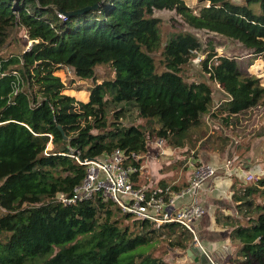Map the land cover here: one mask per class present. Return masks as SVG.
Returning <instances> with one entry per match:
<instances>
[{"label": "trees", "instance_id": "1", "mask_svg": "<svg viewBox=\"0 0 264 264\" xmlns=\"http://www.w3.org/2000/svg\"><path fill=\"white\" fill-rule=\"evenodd\" d=\"M155 9L173 10L196 31L236 40L249 50L246 66L264 54V0H197L195 11L183 0H0V49L16 28L32 41L27 49L0 54V264H164L136 251L152 245L159 231L166 248H188L176 223L155 228L98 196L69 205L56 199L58 193L70 195L83 177L73 151L97 158L118 148L123 164L136 169L131 178L140 183L147 141L194 144L189 131L200 125L215 92L222 96L220 111L210 116L223 112L225 125L231 116L264 107L259 79L233 55H217L210 42L206 50L192 32L177 31L159 48ZM157 50L160 72L151 56ZM190 59L208 82L183 76ZM97 64L112 72L99 83ZM61 68L91 81L86 101L62 93L65 83L54 74ZM120 102L133 105L142 123L122 127L118 117L124 106L106 114L107 105ZM231 164L225 159L216 173L229 171ZM253 175L254 182L229 194L236 211L241 205L248 214L228 232L237 241L227 255L232 263L264 264V173ZM129 217L138 230L121 224Z\"/></svg>", "mask_w": 264, "mask_h": 264}, {"label": "rangeland", "instance_id": "2", "mask_svg": "<svg viewBox=\"0 0 264 264\" xmlns=\"http://www.w3.org/2000/svg\"><path fill=\"white\" fill-rule=\"evenodd\" d=\"M183 1L185 5L191 8L193 11L196 10L197 0H183ZM235 1H239V0H235ZM255 8L256 9L258 8L256 3H255ZM153 13L160 20L158 25L159 36H160L159 48L164 42H166L171 36H173V34H176L177 31H189L192 32L197 38H199L203 46H205L206 50L208 49L207 42H210L214 50L216 51L217 55H233L238 59L239 62H241L243 66L245 65V62L248 59V55H250L249 50L244 46H242L236 40L226 39L218 34L206 32L204 30L196 31L188 27L183 23L180 16L176 14L173 10L155 9ZM28 46H29L28 40L23 38L21 30L16 28L12 33L11 37L8 39V41L1 47L0 54L5 56L9 53H16ZM200 55L201 53H197V57H199ZM151 56L153 57L155 64L157 65L156 68L157 72L162 71L163 67L158 63L160 58L159 51L157 50L156 52H153ZM245 69L248 73L255 75L259 79V83L264 86V54L256 56V58L251 60V63L247 65ZM54 74L59 76L60 79L65 83L66 88L62 91V93L73 96L75 99H78L82 102L87 100L88 98L87 88L91 86L90 80H79L75 76H73L70 70H66L64 68L57 70L56 72H54ZM95 74L97 76L96 83H99L101 79L110 77L112 75V72L106 64H97L95 66ZM183 76L187 80L199 79L200 81L208 82L206 74H204L200 70V65L198 64V62L192 59H190L189 63H187V65L185 66ZM221 99L222 96L218 95L215 92L212 96V101L208 105L209 106L208 111L213 106H217V107H215L212 110V112L216 113L220 111ZM112 105L109 104L106 106V114L108 115L111 114L112 107L124 106L126 109L123 110L118 117V121L120 122V125L122 127L128 126L130 124H139L141 122L142 119L137 117L136 110L133 107V105L130 104L128 105L127 103L124 102L117 103L113 106ZM221 114H223V112H221ZM221 118L222 115L219 114V116L216 117L217 120L211 119V122L215 121L217 125L216 129H213L214 134H210L206 138V140H201V142L198 144L195 143L196 149H194L195 144L187 142L188 148L186 151H184L183 149H179V150L176 149L171 156H167L169 155L166 152V150L169 149L168 145L161 142V146H158L154 143L158 149L156 150V148L152 143V141L155 138L149 139L147 143L149 146L151 145L152 149L150 151V156L153 157V159H155L154 161L157 162V159L159 160L160 157L159 154L161 153L166 154L167 156L166 161L168 162L162 161L163 163H159L161 160L158 162L160 168H158V170L156 171V175L159 177L164 176L168 178L167 176H170V178L173 179L186 178L188 176V171L190 167L186 165L185 159L191 162H196L195 159L197 158V152L200 149H203V145H205V147L211 145L210 151L206 152L205 156L209 157L210 159H215V161H212L215 167L217 166L216 163H220V165L222 166V163L224 162L225 159L231 158L232 164L230 170L226 172L220 170L219 173H216L214 174V176L205 179L201 184V189L197 191V197H199V202L203 207V211H204L200 218L202 221H203V217L205 219L213 216L214 217L213 223L215 220H217V224L223 226L224 225L232 226L235 225L236 222L239 223V221H242V223H244L246 221L248 214H245L243 212L242 210L244 209L243 206L239 205V209H237L238 210L237 212L235 208L236 204L231 202L232 205H230L229 208H232L233 214L228 213V215H224V212H221L220 210L221 208L218 204H212L209 202V200L207 199V194H205L204 196L203 195L200 196V195L202 194L203 189H206L208 191V194H211L209 187L211 186L213 179L218 178L217 176L219 175L222 177V179L225 180L224 195H228L229 191L234 190V188L235 187L237 188L238 185L252 183V182L247 183L245 181V175L247 173H251L252 175L254 173H259L261 171L264 173V107L261 106L254 107L240 115L238 114L234 117L231 116L230 121L227 122L226 125L223 122H221ZM154 126L155 127L157 126L156 122L154 123ZM199 130L200 129L197 128L191 130L192 132L191 134H193V137H199V136L202 137L203 134L204 135L206 134L204 130L202 129L201 131ZM201 133H203L202 136ZM46 145L47 148H49L50 146L49 143ZM189 149H193V150L190 151ZM163 150L165 151L163 152ZM153 152L155 153L157 152V154L159 153L157 155L158 157L157 159L155 158V156L152 155ZM142 155H140V157ZM162 157H160V159H162ZM169 158H174L175 161L174 160L171 161ZM153 167L157 168L158 165H153L152 168ZM139 170H141V166ZM144 175H146V173H144ZM142 177L144 178V176ZM171 184L164 182L163 185H169L173 187L174 185ZM249 215H252V213H249ZM115 217L121 219L120 213L119 214L116 213ZM132 219H133L132 217H129L125 220L123 219L121 224L127 225L129 227V230L131 229L133 231L138 230V228L133 226L134 224H132L131 221ZM202 225H205V223L203 224L202 222ZM183 232H184L183 233L184 242L188 247L192 246V239L190 238L191 236L185 231ZM228 232H229L228 230L222 233L219 231H215V229L213 228V224L205 231L204 230L201 231L199 225H197V236L198 239L201 240L203 250L206 252H208L212 248L209 245H207L206 247L204 246L203 236L204 235L206 236V234H209L208 238L210 240L214 239L217 242L219 240L224 241L222 243L228 245V247H230L233 252V250L237 247V241L229 238ZM156 235L158 236V238L156 239V241L152 242V245L149 243L148 245L140 246L136 248V251H146V254L149 253L150 256H155L159 259H162L164 261V264H193L190 258L186 256L184 251L185 249L174 246L170 247L171 249L166 248L167 242L164 234H162L159 231L158 234ZM220 235L225 236L226 238L228 237L229 241L224 237L220 238ZM169 239H171V241L173 242V237H169ZM228 247L225 246V250H228ZM56 248L57 247L53 248L54 251L56 250ZM239 263L240 261L238 263L236 262L232 263L231 261H228V257L224 258L222 262V264H239Z\"/></svg>", "mask_w": 264, "mask_h": 264}, {"label": "built area", "instance_id": "3", "mask_svg": "<svg viewBox=\"0 0 264 264\" xmlns=\"http://www.w3.org/2000/svg\"><path fill=\"white\" fill-rule=\"evenodd\" d=\"M57 16L61 17L58 13ZM22 36L28 40L30 46L32 41L25 33ZM201 58L202 55L197 59ZM161 142L160 139H156L155 144L161 146ZM70 156L84 167L83 177L80 183L73 187L70 195L58 193L56 195L58 201L69 205L94 196L108 199L119 208L121 213L147 220L155 228L166 223H176L191 236L192 245L205 252L197 236V225L204 212L197 191L201 189L205 179L216 173L213 164L201 161L190 162L191 170L186 184L174 189L169 185L135 183L131 173L136 169L131 165L123 164L124 156L118 148L97 158H81L77 151H73ZM131 156L137 158L135 154ZM229 163L230 160L224 163L225 170H228ZM254 179L251 173L245 175L246 182ZM186 196L185 201L177 203Z\"/></svg>", "mask_w": 264, "mask_h": 264}, {"label": "crops", "instance_id": "4", "mask_svg": "<svg viewBox=\"0 0 264 264\" xmlns=\"http://www.w3.org/2000/svg\"><path fill=\"white\" fill-rule=\"evenodd\" d=\"M217 107V106H213L211 107V109L204 115H202V117L200 118L201 120V123L198 127H196L197 129H200L199 131L204 130L206 132V134L204 135L203 133H201V136L203 134L202 137H195V143H200L201 140H206V138L210 135V134H214L213 132V129H216V123L215 121L211 122V119L212 120H217L216 117L219 116V114H216V116H213L211 117L210 114L212 113V110ZM220 115H223V114H220ZM203 120H204V123H203ZM206 121V123H205ZM212 125H210V124ZM207 125V126H206ZM231 126V125H229ZM196 128H193V129H196ZM192 130V129H191ZM191 130L189 131L190 132V135L193 137V134H191ZM196 132V131H194ZM211 140V139H210ZM155 141L156 139H154L152 141L154 147L157 149V147L155 146ZM194 143V144H195ZM187 143H184L182 147H169V149L166 150V152L169 154L167 156H171L174 151L176 149H183L184 151L187 150L188 146ZM151 145L149 146L148 143H147V146H146V152L144 155H142L140 158L141 159V170H140V173H139V181L141 182H144V183H147L148 185H154L156 184L157 182L159 181H164V182H167L168 184H171V185H174L176 187V189L183 187L184 184L186 183L187 179L189 178V174H190V170H191V167H190V162L189 160H186L185 159V163L189 168V171H188V176L184 179H173V178H170V176H167L168 178L162 176V177H159L156 175V171L158 170V168H160L159 166V163H163V162H168L166 161L167 160V156L166 154H159L160 157H162V159H160L159 157V160L157 159V152H153L152 155L155 156V158L157 159V162L154 161L155 159H153V157L150 156V151H151ZM194 149H196V144L194 146ZM211 149V145H208V147H205V145H203V149H200L198 152H197V158L195 160H200V161H205V162H210L213 164L212 161H215V159H210L209 157L205 156V153L206 152H209ZM190 151L193 150V149H189ZM203 150V151H202ZM165 150H163L164 152ZM171 153V154H170ZM186 156V155H185ZM187 158V157H186ZM171 161L174 160V158H169ZM161 160V161H160ZM160 161V162H159ZM163 161V162H162ZM175 161V160H174ZM159 162V163H158ZM217 165H220V163H216ZM153 165H158L157 168H152ZM144 168V169H143ZM155 171V172H154ZM144 173H146V175H144ZM165 174V173H164ZM166 175V174H165ZM168 175V174H167ZM144 176V178L142 177ZM218 178H214L213 179V182L211 184V186L209 187L210 191H211V194H208V191L206 189H203V192L200 196H204L205 194H207V199L209 200L210 203L212 204H218L220 206V210L221 212H224V215H228L229 214H233V211H232V208H229L230 205H232L231 203V200L229 198V194L233 192V190L229 191V194L228 195H224L225 194V180L222 179V177L219 175L217 176ZM222 179V180H221ZM183 185V186H182ZM240 186V185H238ZM220 188V189H219ZM223 195V196H222ZM186 197H184L182 200H180L179 202L177 203H181L183 200L185 201ZM224 199V200H222ZM222 201V202H220ZM213 220H214V217L211 216L210 218H205L203 217V221L200 219V221L198 222V225L201 229V231L203 230H206L208 229L210 226H212L213 224V228L215 229V231H219V232H224L226 230H230L231 229V225L230 226H223V225H220V224H217V220L214 221L213 223ZM202 222L203 224L205 223V225H202ZM222 235V234H221ZM220 235V238L224 237L226 238L225 236H221ZM209 234H206V236L204 235L203 236V243H204V246L206 247L207 245H209L210 247H212L208 252H206L208 254V257L210 260H213V261H216L218 264H222L224 258H227V255L229 253L232 252L231 248L228 247V245H225L224 241L222 240H219L218 242L215 241L214 239L213 240H210L208 238ZM228 241H229V238L227 237L226 238ZM213 241V242H212ZM225 246L228 247V250H225Z\"/></svg>", "mask_w": 264, "mask_h": 264}, {"label": "water", "instance_id": "5", "mask_svg": "<svg viewBox=\"0 0 264 264\" xmlns=\"http://www.w3.org/2000/svg\"><path fill=\"white\" fill-rule=\"evenodd\" d=\"M96 7H97V4H94L92 6H85V7L80 8V9H75L72 11L64 12V15L65 16H71V15H75V14H80V13H82L88 9H94ZM52 8H54L56 11H59V9L55 6H52ZM57 129L62 134L63 139H65L66 137L63 135L61 128L59 126H57ZM185 252H186V255L190 258V260L192 262H194L195 264H218L216 261H212L209 259L206 251L202 252L198 247H196L194 245L189 246L185 250Z\"/></svg>", "mask_w": 264, "mask_h": 264}]
</instances>
